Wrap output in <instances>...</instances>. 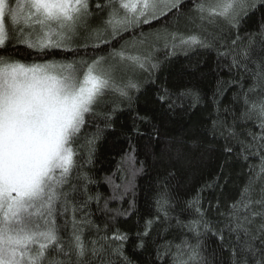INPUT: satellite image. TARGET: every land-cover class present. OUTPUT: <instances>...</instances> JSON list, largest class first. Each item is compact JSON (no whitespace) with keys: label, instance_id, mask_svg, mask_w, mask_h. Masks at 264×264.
I'll return each mask as SVG.
<instances>
[{"label":"snow or ice","instance_id":"1","mask_svg":"<svg viewBox=\"0 0 264 264\" xmlns=\"http://www.w3.org/2000/svg\"><path fill=\"white\" fill-rule=\"evenodd\" d=\"M253 17L255 29L241 35ZM153 23L160 27L142 31ZM125 33L133 40L113 47ZM21 47L41 58L17 59ZM56 49L72 58L43 59ZM198 49L215 51L216 69L231 77L217 78L205 117L207 134L246 165V182L231 201L219 176L180 197L173 169L189 143L164 139L154 116L135 109L162 63ZM227 86L238 91L222 106ZM157 88L154 112L204 105L195 84ZM125 110L134 112L121 133L128 148L103 177L111 190L105 196L93 171L98 144ZM138 137L147 138L146 154L163 171L151 210L129 231L117 221L138 215L134 177L145 165L137 167ZM215 188L220 194L206 200ZM172 230L178 243L166 239ZM135 256L143 264H264V0H192L188 8L185 0H0V264H141Z\"/></svg>","mask_w":264,"mask_h":264},{"label":"trees","instance_id":"2","mask_svg":"<svg viewBox=\"0 0 264 264\" xmlns=\"http://www.w3.org/2000/svg\"><path fill=\"white\" fill-rule=\"evenodd\" d=\"M186 8L192 6V0H185ZM257 17L250 18L244 25L241 31L254 30L256 27ZM160 24L153 23L151 28L143 26L142 31L148 33L151 29L159 28ZM136 36H139L137 31ZM133 40L132 33H125L123 39L113 40L112 46L119 48L126 41ZM85 39L81 38L76 41L77 45L85 43ZM91 48L88 49L90 53ZM107 47L102 46L101 52H106ZM21 55L17 59L30 61L33 58L40 59L41 57L31 50L21 47ZM79 56L84 55V50L81 49ZM155 55L163 59V52L158 51ZM70 59L72 53H63L61 50H53L51 55H44L43 59ZM217 57L215 51L198 49L195 53L188 55L177 54L169 60L162 63L159 71L156 73V85H144L141 93L136 100L135 109L141 114L148 113L154 116V121L161 124V135L166 140H184L189 143L186 158L177 165L173 170L176 172L175 179L172 180V185L176 187L180 197L187 198L195 194V191L202 185L210 183L217 176L220 177L219 183L224 185V197L231 201L239 197V193L245 184L244 173L246 165L244 162L237 160L234 156H229L224 153V142L222 138L213 139L207 134V120L205 117L212 111L211 100L212 92L216 87L218 77L225 80L231 79L226 70H217ZM137 78L143 79L142 74H137ZM176 82L191 83L197 85L204 94V105L194 111H181L177 109L175 113L169 114L166 112L156 111L154 92L158 90L157 86L164 84L171 87ZM251 79H244V86L251 85ZM222 106H228L232 103L233 95L238 91L235 86H227ZM134 112L125 110L119 115V120L116 125V131L108 130L104 133L103 138L98 144L94 175L99 181L98 190L105 196L111 194V190L107 183L103 181L104 176H111L117 168L124 151L128 148V141L125 139L122 132H127L132 123ZM251 127V125H249ZM141 130L147 132L149 129L141 125ZM194 137H198V146L191 147V142ZM146 137H138L133 143L136 145L137 167L139 161H144V171L138 173L134 177L136 201L138 207V215H134L128 220L118 219L117 224L121 228L129 231H135V221L140 220L143 223V218L146 217L151 210L152 195L158 182V177L163 169L159 165H153L151 158L146 154L145 142ZM162 146V144L160 145ZM257 163V161H252ZM117 184L121 183L120 174L114 177ZM225 179L228 183L225 185ZM97 189L94 187L93 191ZM221 189L215 188L214 191H205V199H212L214 195L220 194ZM127 208V202L122 205ZM112 208L121 207L120 204L113 202L110 204ZM95 211V207H93ZM214 215V214H213ZM212 218V217H210ZM100 220L97 219V223ZM155 234V233H154ZM179 233L175 230L169 231L166 234V239L179 242ZM207 243L210 248L215 249L218 243L214 237L209 236ZM131 254V250L129 249ZM226 253L224 257H226ZM135 259L143 264V256H135Z\"/></svg>","mask_w":264,"mask_h":264}]
</instances>
